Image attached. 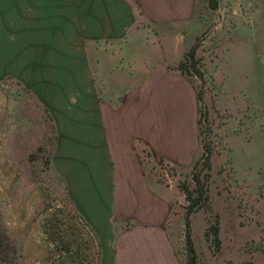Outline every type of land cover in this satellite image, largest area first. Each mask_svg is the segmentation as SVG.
Instances as JSON below:
<instances>
[{
	"label": "rangeland",
	"instance_id": "374dc122",
	"mask_svg": "<svg viewBox=\"0 0 264 264\" xmlns=\"http://www.w3.org/2000/svg\"><path fill=\"white\" fill-rule=\"evenodd\" d=\"M34 1L0 0V255L100 264L52 161L51 119L23 81ZM213 2L196 0L177 64L197 91L199 155L186 167L144 162L175 195L167 221L181 264H264V0Z\"/></svg>",
	"mask_w": 264,
	"mask_h": 264
},
{
	"label": "crops",
	"instance_id": "0c3cea01",
	"mask_svg": "<svg viewBox=\"0 0 264 264\" xmlns=\"http://www.w3.org/2000/svg\"><path fill=\"white\" fill-rule=\"evenodd\" d=\"M27 90L54 129L52 161L100 264H181L174 193L144 161L199 155L198 98L177 67L196 0H35ZM183 41V43H182Z\"/></svg>",
	"mask_w": 264,
	"mask_h": 264
},
{
	"label": "trees",
	"instance_id": "16d2710c",
	"mask_svg": "<svg viewBox=\"0 0 264 264\" xmlns=\"http://www.w3.org/2000/svg\"><path fill=\"white\" fill-rule=\"evenodd\" d=\"M214 0H209V3L210 5H215V2H213ZM190 58H193V53L192 52H188V54H186L185 56V60H189ZM183 64L180 66V68H183ZM181 70V69H180ZM2 237L5 238V235L4 233H2ZM2 247L1 245V241H0V248ZM2 249H0V253H1ZM0 264H10L9 260L4 258V257H1L0 255Z\"/></svg>",
	"mask_w": 264,
	"mask_h": 264
}]
</instances>
